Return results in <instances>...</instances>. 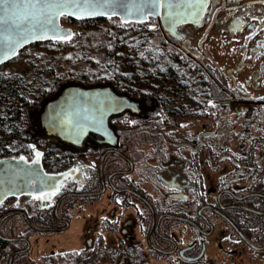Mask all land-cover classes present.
Listing matches in <instances>:
<instances>
[{"label":"flooded vegetation","instance_id":"flooded-vegetation-1","mask_svg":"<svg viewBox=\"0 0 264 264\" xmlns=\"http://www.w3.org/2000/svg\"><path fill=\"white\" fill-rule=\"evenodd\" d=\"M182 8L146 22L167 66L145 88L84 85L129 97L109 131L81 146L29 132L17 156L36 144L66 173L0 201V264H264V0ZM67 232L70 247L36 252Z\"/></svg>","mask_w":264,"mask_h":264},{"label":"rangeland","instance_id":"rangeland-1","mask_svg":"<svg viewBox=\"0 0 264 264\" xmlns=\"http://www.w3.org/2000/svg\"><path fill=\"white\" fill-rule=\"evenodd\" d=\"M63 24L74 30L70 39L30 44L14 59L0 65V74L19 75L22 85L29 88L26 97L28 109L25 110L28 122L24 113L22 115L24 108H18L21 117L16 113L14 123L24 118L27 123L25 127L34 125L39 128L46 100L55 98L68 85H96L118 78L145 88L150 81L148 69L166 65V57L160 50H156L157 54L153 57L148 56L150 54L147 52L152 38L150 25L156 23L123 22L119 17H104L91 23L63 21ZM154 31V38L158 40L160 33ZM106 48L115 49V53L107 54ZM138 71L140 74L133 76ZM154 80V83L163 82L161 78ZM41 95L43 101L36 104ZM18 136L19 129L13 132L0 130V149L3 147L4 151H10L12 146L21 149ZM55 242L60 248L70 247L72 233L41 236L36 252L50 251Z\"/></svg>","mask_w":264,"mask_h":264},{"label":"water","instance_id":"water-1","mask_svg":"<svg viewBox=\"0 0 264 264\" xmlns=\"http://www.w3.org/2000/svg\"><path fill=\"white\" fill-rule=\"evenodd\" d=\"M71 11V9H69ZM171 11L173 17L182 15L186 8H173L171 10L161 6L158 12L150 13L145 8L144 14L133 11L131 14L123 9H117L116 14L81 15L80 13L64 15L78 20L96 19L104 17H119L123 22H147L150 17H158L166 22ZM186 16V15H185ZM192 17L191 15H187ZM63 16L54 22L59 25L60 31L31 30L30 24H23L16 28L9 22L4 25V36L10 38L0 49V65L14 59L19 52L30 44L63 39L70 33L74 34L72 27L63 24ZM43 38H35L40 37ZM61 37V38H57ZM131 104L129 97L114 92L109 86L85 87L82 85H68L55 98L48 100L40 115V125L49 136L60 141L81 146L89 134L105 133L109 131V120L113 115L120 114ZM32 159L21 154L0 157V201L8 195H20L34 192L33 188L46 191L50 182H56L66 173H49L43 167V150L33 144ZM39 153V156L37 155ZM23 157L24 159H21ZM0 237L6 238L2 234Z\"/></svg>","mask_w":264,"mask_h":264},{"label":"snow or ice","instance_id":"snow-or-ice-1","mask_svg":"<svg viewBox=\"0 0 264 264\" xmlns=\"http://www.w3.org/2000/svg\"><path fill=\"white\" fill-rule=\"evenodd\" d=\"M205 3L206 0H0V49L5 46V42L10 41L8 36L3 35L4 25L9 22L16 28H20L23 24H30L31 30L38 28L45 32H58L59 25L54 21L60 16L69 14L80 13L93 16L111 12L115 15L118 8L131 14L135 8L136 12L143 15L145 8L150 10L149 14H152L158 12L161 6L171 10ZM169 15H172L171 11ZM70 38V33L67 37H63V39ZM37 155L39 156V153ZM21 159L24 158L21 157Z\"/></svg>","mask_w":264,"mask_h":264},{"label":"trees","instance_id":"trees-1","mask_svg":"<svg viewBox=\"0 0 264 264\" xmlns=\"http://www.w3.org/2000/svg\"><path fill=\"white\" fill-rule=\"evenodd\" d=\"M98 19H101V18L84 19V20H78V19H74L68 16H63L62 18L63 21H71V22H78V23H89V22L91 23ZM106 53L109 55H112L115 53V49L106 48ZM28 89L29 88L25 87V85H22L21 77L19 75H16V74L8 75L4 73L0 74V130H3V131L10 130L13 132L19 129L20 136H18L17 138H18V143H19L18 146H21V149H18L17 147L14 149V146H12L13 148H11L12 150L10 151H7V150L4 151L3 150L4 148L1 147L0 157L8 156V155H15L19 153L20 151H22L26 142L29 139H31L29 132H33L34 130L37 129V127H35L34 125L32 126L28 125V127H25L27 123L24 120V118L22 119L21 122H20V119H18L17 123H14L15 122L14 116H16V113L19 116L20 115L19 113L21 112L18 108H21V109L24 108L22 115L24 113V117L27 120L26 118L27 113L25 112V110L28 109V107H26L28 105L26 102ZM43 99L44 98H42V95L38 96V101L36 102V104H40L43 101ZM25 113H26V116H25Z\"/></svg>","mask_w":264,"mask_h":264}]
</instances>
